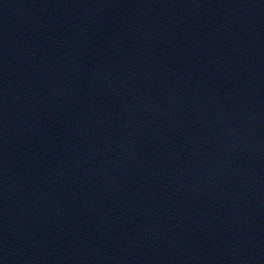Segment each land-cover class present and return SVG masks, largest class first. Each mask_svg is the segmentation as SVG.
Wrapping results in <instances>:
<instances>
[{"label": "water", "instance_id": "water-1", "mask_svg": "<svg viewBox=\"0 0 264 264\" xmlns=\"http://www.w3.org/2000/svg\"><path fill=\"white\" fill-rule=\"evenodd\" d=\"M0 264H264V0H0Z\"/></svg>", "mask_w": 264, "mask_h": 264}]
</instances>
